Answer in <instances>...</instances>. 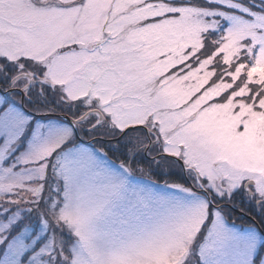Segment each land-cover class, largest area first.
<instances>
[{"label": "snow or ice", "instance_id": "snow-or-ice-1", "mask_svg": "<svg viewBox=\"0 0 264 264\" xmlns=\"http://www.w3.org/2000/svg\"><path fill=\"white\" fill-rule=\"evenodd\" d=\"M0 264H264V0H0Z\"/></svg>", "mask_w": 264, "mask_h": 264}]
</instances>
